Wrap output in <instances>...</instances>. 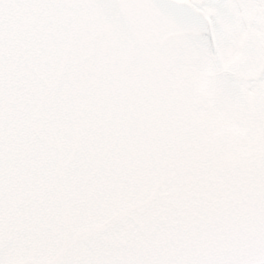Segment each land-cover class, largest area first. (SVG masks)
<instances>
[{
    "label": "snow or ice",
    "instance_id": "6c2138e0",
    "mask_svg": "<svg viewBox=\"0 0 264 264\" xmlns=\"http://www.w3.org/2000/svg\"><path fill=\"white\" fill-rule=\"evenodd\" d=\"M0 264H264V0H0Z\"/></svg>",
    "mask_w": 264,
    "mask_h": 264
}]
</instances>
